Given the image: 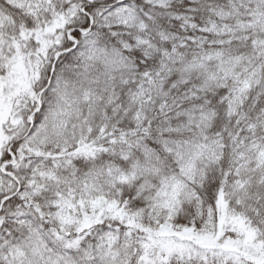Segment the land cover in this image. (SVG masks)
<instances>
[{
    "label": "snow or ice",
    "instance_id": "snow-or-ice-1",
    "mask_svg": "<svg viewBox=\"0 0 264 264\" xmlns=\"http://www.w3.org/2000/svg\"><path fill=\"white\" fill-rule=\"evenodd\" d=\"M0 264H264V0H0Z\"/></svg>",
    "mask_w": 264,
    "mask_h": 264
}]
</instances>
